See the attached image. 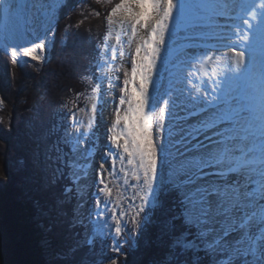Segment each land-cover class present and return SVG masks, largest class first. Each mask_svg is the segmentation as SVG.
Masks as SVG:
<instances>
[{"label": "snow or ice", "instance_id": "obj_1", "mask_svg": "<svg viewBox=\"0 0 264 264\" xmlns=\"http://www.w3.org/2000/svg\"><path fill=\"white\" fill-rule=\"evenodd\" d=\"M59 7L0 0V52L14 64L45 59L40 53ZM105 19L97 74L85 78L91 94L77 93L65 105L67 122L45 135L55 137L47 155L51 183L69 181L57 207L75 199L73 226L85 229L84 243L111 238L113 255L101 251L100 264H122L121 257L127 264L129 237L155 222L145 209L163 207L161 195L175 192L162 223L163 264H264V0H119ZM166 34L188 42L177 63L190 88L172 79L165 86L162 74L153 80L157 61L168 63L161 55ZM116 90L96 165L97 118ZM188 116L200 118L188 124ZM93 186L94 205L85 208V188Z\"/></svg>", "mask_w": 264, "mask_h": 264}, {"label": "trees", "instance_id": "obj_2", "mask_svg": "<svg viewBox=\"0 0 264 264\" xmlns=\"http://www.w3.org/2000/svg\"><path fill=\"white\" fill-rule=\"evenodd\" d=\"M118 2L63 0L55 14L50 46L40 62L24 58L26 63L14 64L10 55L0 52V264H100L101 251L113 255L101 240L80 243L85 229L73 226L75 199L57 207L69 181L61 178L51 183L47 155L55 137L45 135L59 127L60 119L66 120L65 105L69 107L77 93L91 92L85 78L97 74V45L106 32L105 18ZM93 11L99 15H91ZM78 23L79 27H67ZM83 103L81 97L79 105ZM175 196V192L165 196L157 217L158 209H146L156 224L129 237L134 243L131 248L125 245L127 264H163L162 223ZM108 241L111 238H105ZM50 248L53 255L46 253Z\"/></svg>", "mask_w": 264, "mask_h": 264}, {"label": "rangeland", "instance_id": "obj_3", "mask_svg": "<svg viewBox=\"0 0 264 264\" xmlns=\"http://www.w3.org/2000/svg\"><path fill=\"white\" fill-rule=\"evenodd\" d=\"M14 2H15V0H14ZM48 2L49 3H58L60 5L63 2V0H48ZM56 11H57V9L55 10V14H56ZM54 23H55V18L52 21V30L54 28ZM165 40H166L167 43H166L165 46L162 47V49H161V55L167 57L168 63L165 65L161 61H159V60L157 61V67L159 69V73H153V80L160 79V75L162 74V76H163V82H164L165 86H167L169 79H172L174 82H176L175 83V86L177 88H190L191 86L188 85L187 83L180 82L181 81V67L177 63L180 55L182 54L181 51H180V49L186 43H188V42L183 38V34H180V35L176 36L175 43H173V39L168 34H166ZM50 42H51V32L48 34L46 51H47V49L50 46ZM166 49H171V51H167ZM46 51L40 53V55L43 56V57H45L46 56ZM190 51H191V49H190ZM126 67H130V64L129 65H126ZM165 68H167V71H165ZM117 75H121L122 76V73H118ZM196 82L198 83V81H196ZM117 83L121 84V86H122V80L121 81H118ZM104 86L107 87V82H105V85ZM149 92H150V94H154L151 85L149 87ZM161 92H163V89H161ZM89 94H91V92ZM118 95H119V92H118V90H116L111 95H109L108 97H106L107 100H111L112 101L111 110H113V107H114L113 97H118ZM164 99H167V97L165 96ZM115 103H118V99L115 101ZM79 106L80 107H84V103L83 104H80ZM160 106H163L162 102H161V105ZM69 107H72V104H70ZM103 111H104V108L102 110V114H103ZM105 111H106V109H105ZM77 115L78 116H82V114L79 113L78 110H77ZM180 115L184 116V115H186V113L181 112ZM111 117L112 116L110 114V116L109 115L108 116L106 115V116H104V118H103V116H102V118L100 116H98V118H97V123L100 126L99 135L103 137V143L100 142L99 145H98V147H100V151L96 154V157H95V164L96 165H98L100 162H102V160L100 159V157H101V154L105 151V149L102 147V145L104 143H107L104 140V133L106 131V128L110 126V119H111ZM199 118L196 117L195 119H190L189 116H188L187 117V123L188 124H195L196 121ZM59 122H60L59 126H62L67 121L64 118H62V119H60ZM165 124L166 125H170L171 124V117L167 116V114H166V117H165ZM210 134L211 133H209V135ZM154 139H155V133H154ZM176 139H179V136H177ZM198 139L203 140L204 138H203V136H201V137H198ZM160 142H161L160 139H156V143L157 144H159ZM177 147L180 148L181 151H183V146L182 145H178ZM107 166H108V164H106V167ZM130 183H135V181H130ZM95 192H96V187L95 186L90 187V188H85L84 200L87 201V203L85 204V208H91L94 205V199H92V197H94ZM168 194H166V195H168ZM132 195H133L132 190L131 189H128L126 191V196L131 197ZM166 195H161V197H160V199L163 202V207H164V198H165ZM128 203L139 204L140 201L138 199L135 200V201L126 200L124 202V207H127ZM163 207L156 208V209H158L157 212H156V214H155L156 217L161 213V210L163 209ZM146 209H145V213H146ZM145 213H141V214H143V216H144ZM155 216H153L151 219L153 220L155 218ZM125 219H127V218H125ZM153 221H155V220H153ZM151 224L153 226L154 224H156V222L151 223ZM151 224L149 226H151ZM148 229L149 228H147V231H148ZM148 235H149V231H148ZM86 238H87V236H86V233L84 232V237L81 239L80 243L83 244ZM95 239L101 240V245L102 246L107 247V245L110 244L109 243L110 241H108V243L105 242V238L96 237ZM133 243H132V245H133ZM45 250H46V253L47 254H50V255L53 252V250L51 248L48 251H47V249H45Z\"/></svg>", "mask_w": 264, "mask_h": 264}, {"label": "bare ground", "instance_id": "obj_4", "mask_svg": "<svg viewBox=\"0 0 264 264\" xmlns=\"http://www.w3.org/2000/svg\"><path fill=\"white\" fill-rule=\"evenodd\" d=\"M108 102H107V104L105 105V107H104V111H103V114H102V116H103V118H104V116H110V114H111V116H112V110H111V107H112V101L111 100H107ZM111 101V102H110ZM105 109H106V111H105ZM105 114V115H104ZM196 116H189V118L190 119H194ZM102 120V119H101ZM101 122V121H100ZM104 123V122H103ZM102 124V123H101ZM100 142L101 143H103V137L101 136V140H100ZM99 142V143H100ZM99 145V144H98Z\"/></svg>", "mask_w": 264, "mask_h": 264}]
</instances>
